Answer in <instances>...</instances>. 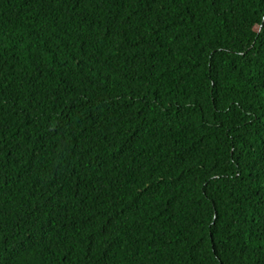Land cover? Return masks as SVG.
Returning <instances> with one entry per match:
<instances>
[{"label":"trees","instance_id":"1","mask_svg":"<svg viewBox=\"0 0 264 264\" xmlns=\"http://www.w3.org/2000/svg\"><path fill=\"white\" fill-rule=\"evenodd\" d=\"M0 264H264V0H0Z\"/></svg>","mask_w":264,"mask_h":264}]
</instances>
